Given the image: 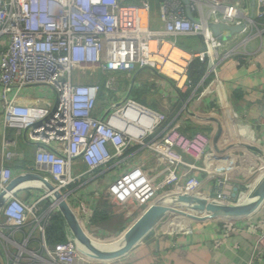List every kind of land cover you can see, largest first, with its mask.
Instances as JSON below:
<instances>
[{
	"label": "built area",
	"instance_id": "2783aa9c",
	"mask_svg": "<svg viewBox=\"0 0 264 264\" xmlns=\"http://www.w3.org/2000/svg\"><path fill=\"white\" fill-rule=\"evenodd\" d=\"M156 5L152 17L154 5L149 0H0L2 133L13 129L34 147L32 165L14 175L6 162L16 155L11 149L15 140L3 135L0 194L7 195L0 203L2 264H96L77 249L72 238L53 244L46 241V229L62 215L61 199L82 227V219L93 215L94 197L88 195L87 183H106L104 190L112 199L129 200L143 212L169 194L205 203L236 204L253 182L236 179L233 171L249 175L254 168L252 158L258 159L259 153L256 179L264 172V145L248 150L235 146L234 141L216 158L210 149L213 138L184 132L182 116L191 98L211 95L214 100L221 96L223 85L216 76L219 63L237 53L252 36L264 37V0H157ZM187 9L194 20L188 18ZM221 22L242 25L239 42L229 44L213 35L209 24ZM191 37H199L204 49L188 51L179 46ZM177 52L181 56H176ZM194 60L206 64L195 84L188 76ZM142 70L168 83L176 107L165 103L158 111L123 95L118 77ZM86 72L97 73L100 79L79 82L85 80ZM210 75L214 76L208 79ZM38 86L49 88L52 100L32 97L20 102L24 90ZM142 150L146 162L127 161ZM79 163L84 168L77 170ZM26 173L42 176L60 198L35 187L25 198L21 194L27 188L23 181L7 191L14 179ZM206 185L210 189L204 192ZM191 205L177 203L164 217L175 211L190 213L186 215L190 221L214 219ZM199 212L208 216L195 218ZM262 214L242 217L246 219L243 227L235 225L239 217H216L223 221V229L212 247L222 246L240 229L255 236V245L264 255ZM182 220L166 225L176 227ZM83 230L90 238L101 240ZM16 232L22 239L19 244Z\"/></svg>",
	"mask_w": 264,
	"mask_h": 264
},
{
	"label": "crops",
	"instance_id": "0c3cea01",
	"mask_svg": "<svg viewBox=\"0 0 264 264\" xmlns=\"http://www.w3.org/2000/svg\"><path fill=\"white\" fill-rule=\"evenodd\" d=\"M222 33L223 36L228 35V31ZM196 38L198 40H195ZM241 38L242 35L235 33L226 40L231 44L239 42ZM183 41H191L194 44L193 51L204 49V44L199 37H191L183 39ZM145 71H148L147 76H151L150 81L154 82L155 87H159L165 95V101L159 107L151 105V108L159 111L164 108L165 103H173V107H176L178 102L174 96V91L169 88L164 79H158L149 70H142L135 74ZM213 76L210 75L208 79L213 78ZM216 76L223 85L222 95L216 98L218 103H214L216 99L211 100V95H197L191 98L187 109L182 113L185 120L184 132L189 134L201 132L212 137L213 145L210 149L216 158L220 157L219 152L221 153L229 143L236 142L235 146L248 150H252L253 146L264 145V37L260 39L257 36H252L244 47L238 48L237 53L223 59L217 67ZM122 83L123 95L128 94L139 103L150 107V104L144 103L140 93L135 90L137 82L132 80L129 83L128 80L129 84ZM32 97L52 100L53 95L47 87L28 88L22 92L20 102ZM150 100L153 101L152 97ZM221 103H223L222 108L220 107ZM3 132L0 111V152L3 135L15 140V146L11 149H14L16 155L7 161L6 165L12 169L14 175L27 171L34 160V147L27 144L20 135H16L13 129H6ZM256 154L259 158L261 157L259 153ZM255 157L252 158L253 167L259 163V158ZM147 160L148 157L142 150L129 156L127 161L133 164ZM216 167L218 166H211L210 168ZM83 168L84 165L80 163L76 165L77 170ZM146 169L150 168L146 167ZM233 173L232 175L236 174V179L244 177L246 181L251 183H254L255 175H257L254 172L252 173L254 177L251 173L245 177L240 172L233 171ZM194 175L201 177L203 173L194 172ZM251 178L253 179L251 180ZM87 184L90 191L88 195L94 197L95 210L93 215L82 219L83 227L88 234L101 239H92L96 246L112 251L123 243L122 232L133 223L142 212V208L126 199L123 201L112 199L104 190L107 186L106 183L91 182ZM86 187V185L83 186L85 191L87 190ZM32 188L27 186L26 191L21 192L22 196L26 198L28 192L32 194ZM207 189H210L208 185L203 188V191L206 192ZM46 204L44 203V206ZM176 209L181 211L178 207ZM263 209L264 204L253 216H259ZM171 213L168 215H178L174 219L184 220L176 227L162 226V224L157 225L158 227L155 226L128 253L117 260L90 261L96 264H264V255L255 245V236L243 233L238 229L229 235L225 244L213 248L214 240L219 238L223 229L222 220L214 218L205 221H190L187 220L190 213H185V215L175 211ZM194 215L195 218L208 216L204 212ZM60 216L64 218L65 239H70L72 238L71 225L64 215ZM244 221L246 219L239 217L236 219L235 225L243 227ZM31 226L29 225L27 228ZM69 231L71 235H69ZM21 242L22 239L18 238L17 243ZM31 249H33L32 246Z\"/></svg>",
	"mask_w": 264,
	"mask_h": 264
},
{
	"label": "water",
	"instance_id": "95a60500",
	"mask_svg": "<svg viewBox=\"0 0 264 264\" xmlns=\"http://www.w3.org/2000/svg\"><path fill=\"white\" fill-rule=\"evenodd\" d=\"M186 3V0H182ZM187 16L190 20H194L190 11L187 9ZM209 28L211 29L213 35L219 40H226L230 35L238 33L242 25L228 26L225 23H210ZM221 31H228L227 36H222ZM25 182L26 186L35 187L42 189L47 192H51L53 198H60L57 191L54 190L51 183H49L42 176L35 173H26L14 179L10 185L7 187V191H13L19 182ZM7 193L2 192L0 194V203L6 197ZM186 204L190 205L195 210H205L208 215L212 218L216 217H246L252 216L258 212L261 206L264 204V172L259 175V177L253 183L252 188L247 193L245 198L236 204H220L215 202L203 203L200 200L193 199L189 196H180L178 194H169L159 198L153 204H151L147 209H145L134 221L131 223L127 229L122 232L123 245L119 246L117 249L112 251L105 250L94 244L92 238H90L83 227L74 217L72 211L67 205L64 199H61L59 203V209L62 215L69 221L72 229V239L77 247V249L85 256L94 259H111L117 260L120 257L128 253L138 241H141L163 218L166 212L172 210V206L175 204ZM0 264L2 260L0 257Z\"/></svg>",
	"mask_w": 264,
	"mask_h": 264
},
{
	"label": "rangeland",
	"instance_id": "374dc122",
	"mask_svg": "<svg viewBox=\"0 0 264 264\" xmlns=\"http://www.w3.org/2000/svg\"><path fill=\"white\" fill-rule=\"evenodd\" d=\"M149 1H150V3L152 5H156V1L157 0H149ZM155 14H156V9H155V7H152V17H155ZM144 74L146 76H143ZM147 74H148V71L142 72L140 74L132 73L130 76H127V77L123 74V75L119 76L118 79L120 80V84L122 82H123L122 84H124V83L126 84V83H128V80H129V83L132 80H134V82H137L135 90L138 91V93H140V96H142V98L144 99L143 100L144 103L148 102V105L150 104L149 105L150 107H151V105H156L157 107H159L163 103V101H165V95L163 94L162 90L159 87L158 88L155 87L154 82L150 81L151 76H147ZM83 79H85V80L83 81L82 79H79V82H82V83H93V82L99 80L100 78H99V75L97 73H94V74L91 75L90 73L86 72L84 77H83ZM151 97H152L153 101L150 100ZM103 100H104L103 97L99 99V105L100 106L102 105ZM237 166H239L238 162L236 163V167ZM251 169H252L251 170L252 171L251 175H252V173H254L257 170V168L254 167V168H251ZM256 173H258V171H256L254 174H256ZM247 176H249V175H247ZM247 176H245V177H247ZM252 176L254 177V175H252ZM252 179L253 178H251V180ZM143 208H146V207L143 206ZM263 211H264V209L261 211L263 213V215H264ZM176 217H177L176 214L169 215V216L167 215L166 217L163 218L164 221H161V220L159 221L158 226L161 225V224H162V226H166V224H168L171 220H172L171 222H176L177 219L176 220L174 219ZM65 221H66V219H65ZM25 230H27V229H25ZM18 234H19V232H16L14 234L15 235V239L20 236ZM69 235H71L70 231H69ZM16 240L18 241V238ZM0 246H2V245L0 244ZM27 248H29V246H27Z\"/></svg>",
	"mask_w": 264,
	"mask_h": 264
},
{
	"label": "trees",
	"instance_id": "16d2710c",
	"mask_svg": "<svg viewBox=\"0 0 264 264\" xmlns=\"http://www.w3.org/2000/svg\"><path fill=\"white\" fill-rule=\"evenodd\" d=\"M154 7L156 8L157 5ZM195 40H198L197 38ZM193 45L191 41L180 42L179 46L184 50L193 51ZM206 64L198 60H194L192 65L189 67L188 76L191 79L192 83H197L198 79L201 77ZM64 218L60 215L56 216L53 220L52 225L46 229V241L49 244L56 242H61L65 240V228L63 226Z\"/></svg>",
	"mask_w": 264,
	"mask_h": 264
},
{
	"label": "bare ground",
	"instance_id": "6f19581e",
	"mask_svg": "<svg viewBox=\"0 0 264 264\" xmlns=\"http://www.w3.org/2000/svg\"><path fill=\"white\" fill-rule=\"evenodd\" d=\"M176 56H181V54L179 53V52H177L176 53ZM174 58L175 59H177L175 56H174ZM166 68H168V65L166 66ZM179 68H181L180 66L178 67V70H179ZM175 76V75H174ZM203 202V201H202ZM203 205H206V203H203ZM121 245H123V243L121 244ZM121 245H119V246H121ZM119 246H117L116 248H114V249H117ZM113 249V250H114ZM87 257V256H86ZM87 258H89V257H87ZM89 260H91V261H108V260H111V259H101V260H94V259H91V258H89Z\"/></svg>",
	"mask_w": 264,
	"mask_h": 264
}]
</instances>
